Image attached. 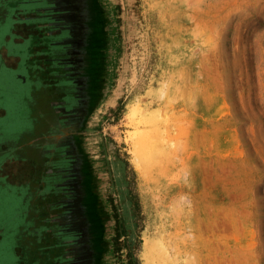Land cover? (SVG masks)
Instances as JSON below:
<instances>
[{
    "label": "rangeland",
    "instance_id": "rangeland-1",
    "mask_svg": "<svg viewBox=\"0 0 264 264\" xmlns=\"http://www.w3.org/2000/svg\"><path fill=\"white\" fill-rule=\"evenodd\" d=\"M57 3L0 0V264H52L63 192L91 264H264V0H70L92 93L72 164L36 145L27 37L65 34Z\"/></svg>",
    "mask_w": 264,
    "mask_h": 264
},
{
    "label": "flooded vegetation",
    "instance_id": "flooded-vegetation-1",
    "mask_svg": "<svg viewBox=\"0 0 264 264\" xmlns=\"http://www.w3.org/2000/svg\"><path fill=\"white\" fill-rule=\"evenodd\" d=\"M69 1L70 0H58L57 3V6H59L58 10H61V16L62 19H64L62 27L65 32V38L62 40V47L59 50L55 49L53 55L48 53L49 46L46 45L44 39L46 37L50 38L52 33H46L43 28L44 25H37V32L30 30L27 39H34L32 35L35 34L34 44L36 43L37 47H35L33 52L35 63H32V67L36 69L38 76L37 81L39 80L36 101L37 123H44L45 121V131L50 132L47 136L44 133L45 137H42L39 142L37 140L36 145L41 148H43V145L45 147L50 146L49 148H52V145H60L62 148L61 152L63 153L61 160L66 161L67 156H69L70 158L68 157V161L72 164L71 154L72 151H75L76 146L72 141L73 130L75 126L80 125L83 117H85L92 93L89 88V76L87 75L88 73L85 72L86 63L83 59L84 56L82 55L83 53L80 47L82 34L80 32L78 34L75 33L78 28H74V22L71 17V7H73L71 4H73L74 0H72L71 4ZM2 7L4 8V5H2ZM5 19L0 18V34L3 35L2 37L4 40L10 43L11 40L5 38L6 25L10 16L9 18L5 17ZM41 132L43 133V130H41ZM57 160H59V158L56 156L51 158L47 157L45 163H49L51 166H49L50 168L43 164L39 166V164L35 163V166L31 167L30 173L32 174V178L29 181L33 179V181L35 180V182H38L40 181V177L42 181V177L45 175V178L48 177L45 181L46 184L48 181L50 183L58 173L56 169H54L55 161ZM36 174L38 179L36 178ZM4 175L6 178L17 182H27V179L24 180L21 175L20 177L16 176L15 179L13 178L14 175L6 173H4ZM70 185L71 179L68 177L67 182H64L63 186L70 191ZM49 191L52 198H54L53 195L55 190L50 188ZM65 195L66 193L63 192L62 203L67 202L68 204L66 203L67 207L64 206L63 210H61V214L56 210L58 213L56 216L57 222L51 223L50 221L51 217L53 215L55 216V214H52L49 218L47 217V220H49L48 223L54 224V228L56 230H61V233H63L62 237L59 236L61 238L59 239L58 246H55L59 249L55 251V255L52 257V264H91L92 259L90 255L91 251L88 247L89 243L87 242V245L84 243L85 240L83 241L79 238L77 231H80L78 229L80 223L78 224L76 220L74 206L70 204L71 202H69L68 198H65ZM58 225L59 229L57 227ZM65 232L67 233L66 236ZM69 238L71 239L69 240ZM20 257V264L29 262L28 260L23 262L24 257L22 254Z\"/></svg>",
    "mask_w": 264,
    "mask_h": 264
},
{
    "label": "water",
    "instance_id": "water-1",
    "mask_svg": "<svg viewBox=\"0 0 264 264\" xmlns=\"http://www.w3.org/2000/svg\"><path fill=\"white\" fill-rule=\"evenodd\" d=\"M51 36L49 38L50 41L48 42V45L50 46V53H51V55H53L55 53V52H53L55 49L59 50L62 47L61 43H62L63 38H65V34L63 36L59 35V34H57V36L54 34V36H53V34H52Z\"/></svg>",
    "mask_w": 264,
    "mask_h": 264
},
{
    "label": "trees",
    "instance_id": "trees-1",
    "mask_svg": "<svg viewBox=\"0 0 264 264\" xmlns=\"http://www.w3.org/2000/svg\"><path fill=\"white\" fill-rule=\"evenodd\" d=\"M116 235H115V238H114V243H115V249L117 251L121 250V245H120V239H121V236L123 235L119 230H118V224L116 225ZM129 264H135V261H134V258L132 256H129Z\"/></svg>",
    "mask_w": 264,
    "mask_h": 264
},
{
    "label": "bare ground",
    "instance_id": "bare-ground-1",
    "mask_svg": "<svg viewBox=\"0 0 264 264\" xmlns=\"http://www.w3.org/2000/svg\"><path fill=\"white\" fill-rule=\"evenodd\" d=\"M148 248H149V247H148ZM151 259H152V257H151V255H150V253H149V254H148V260H149V261L147 262L148 264H154L153 261H152Z\"/></svg>",
    "mask_w": 264,
    "mask_h": 264
}]
</instances>
